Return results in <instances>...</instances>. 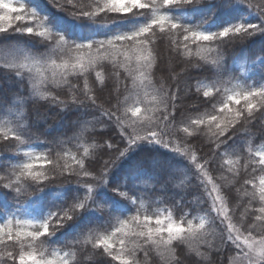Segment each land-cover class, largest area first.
Listing matches in <instances>:
<instances>
[{
	"label": "snow or ice",
	"instance_id": "6c2138e0",
	"mask_svg": "<svg viewBox=\"0 0 264 264\" xmlns=\"http://www.w3.org/2000/svg\"><path fill=\"white\" fill-rule=\"evenodd\" d=\"M51 2L55 3V0ZM199 3L200 0H64L63 4H57L56 7L73 22L91 21L107 26L134 21L127 28L108 32H98L89 24L80 23L77 25L80 35L78 38H71L67 34L70 29L56 30L49 17L41 16L35 7H29L25 3L17 6L12 0H0V35L20 33L46 45L42 51L25 50L19 55H10L4 65L17 76L27 75L31 79L30 97L33 101L36 102L38 98L51 104L63 105L65 109L94 110L101 117L107 118L103 123L109 127L114 123L121 133L118 141L110 138L111 142L106 140L104 144L96 145L99 149L97 156L95 159H88L87 165V147L79 158L77 154L69 155L64 149H61L63 157L54 149H50L47 155H36L28 147L29 151L25 153L29 158L28 162L4 170L5 174L0 175V185L5 189H13L17 197L31 195L29 189L32 187L43 192L44 188L54 184L58 178L65 183L75 182L79 185L82 176L85 191L76 195L67 206L48 212L42 219H17L16 227H13L11 219L6 224H0V245L4 248L0 252V264H17V258L18 264H70L66 257H72L73 264H82L72 251L64 252L61 256V249L52 256H47V249L43 245L52 240L70 221L91 209L106 213L108 220L95 227H88L82 233L89 237L87 240L77 237L67 242L65 247L82 249L85 244H91L93 251L99 249L98 255L111 258L102 261V264H143L138 254L144 252L147 255L148 250H154L159 255L160 260L155 261V264H202L195 257L203 254L193 246L211 249L209 238H212V242L218 239L221 245L242 257L246 264H264V207L259 208L260 215L255 220L251 216L238 215L236 219L240 227L232 222L233 218L229 215L228 205L238 199L237 185L241 181L245 184H251L252 181H245L239 172L229 171L232 179L225 176L226 182L217 185L207 174L208 169L220 170L218 157L238 154L240 129L256 119L257 112L264 119V84L238 86L240 90L228 87L233 77L225 75L222 66V48L257 32L264 33V21L260 24L236 23L219 31H210L203 27V21L200 24L182 23L171 14V9ZM222 4L226 6L225 3ZM257 8L264 17V7L257 5ZM165 40L177 58L182 59L185 55L191 57L192 48H195V56L199 61L208 63V57L215 53L217 58L210 62L217 69L215 78H194L197 84L192 86L187 83L190 77L185 68L183 73L175 76L168 74L163 79H154L153 46ZM210 45L216 47L212 48ZM121 56L124 57L123 64L120 63ZM109 60L113 65L111 70H108L106 63ZM131 64L135 68L127 71L124 76L123 91L114 83H109L119 82L120 68ZM185 64L188 67L194 66L191 60L185 61ZM24 70H27L26 73ZM134 73H138L139 78ZM182 78L185 93H191L199 103L187 107L177 106V93L181 90ZM203 79H207L209 83L203 84ZM105 92L108 97L105 103L110 105L108 108L97 103ZM201 92L202 96H199ZM61 94L69 99L61 100ZM146 97H150L148 103L152 106L142 108L140 105L145 102ZM241 103L243 106L239 107ZM257 104L260 105L259 109ZM181 124L185 126L181 128ZM80 128L77 138L83 139L87 125H80ZM137 129H142L145 134H138ZM181 132L186 136H181ZM25 136L12 131V136L7 138L27 147L30 144L25 142ZM165 137H176L175 143L183 145V148L176 146L171 151L191 161V167L195 170L191 174L196 177V187L200 189L208 184L212 185L207 193L212 198L211 204L207 205L206 202V207L197 209L189 205L186 208L181 201L172 203L178 213L185 217L179 220L173 219L171 213L142 214L137 207L138 203L154 199L152 196L132 195L129 191L122 190L124 187L121 184H108L109 174L116 160L124 157L141 142L163 145L170 149L173 140L165 141ZM87 139H92V135L89 134ZM206 139L208 143H205ZM72 140L69 137L62 143H72ZM196 152L200 153L199 158ZM254 155L258 159H254L253 172L256 171V166L264 172V150ZM104 156L109 159L103 161ZM64 157L71 159L73 164L60 163ZM151 159L154 168L163 170L167 167L166 162L158 157ZM36 161H44L52 174L36 170ZM227 163L231 164L232 161L228 160ZM65 170H68L67 176ZM170 179L173 177L170 176ZM102 186H109L113 192L130 200L135 206L132 211L135 214L128 219L117 220L118 226L113 227V212L97 192ZM176 186H189L187 177L179 180ZM246 197L247 204H251L256 199V192L246 193ZM259 200L264 203V177L260 179ZM194 219L199 222L194 223ZM220 225H224V228L217 234L216 230ZM101 231L103 234L97 235ZM9 248L14 251L8 250Z\"/></svg>",
	"mask_w": 264,
	"mask_h": 264
},
{
	"label": "trees",
	"instance_id": "16d2710c",
	"mask_svg": "<svg viewBox=\"0 0 264 264\" xmlns=\"http://www.w3.org/2000/svg\"><path fill=\"white\" fill-rule=\"evenodd\" d=\"M16 4L25 3L29 7H35L41 16H48L50 22L58 31L70 29L67 33L71 38H78L80 32L77 25L87 23L98 32L116 31L118 29L129 27L134 21H122L112 25H103L93 23L91 21H71V18L56 7L57 4H63L64 0H13ZM222 3H225L226 6ZM257 5L264 7V0H200L199 4L171 9V14L187 24H200L204 22L203 27L210 31H219L223 27H227L236 23H253L260 24L264 21L261 16V11ZM231 39V38H228ZM46 45L41 44L38 40H33L28 36L20 33H6L0 35V175H4L6 168L15 167L27 162L25 153L31 147L34 154L39 155L49 154L50 149L60 153L63 157V151L67 150L69 155H83V149H89L88 158L85 160L87 165L88 159H95L99 149L96 145H102L105 141L111 142L110 138L119 139L120 129L113 123L111 127L103 123L106 117H101L99 112L94 110H85L81 108L65 109L63 105L51 104L47 101L36 99V102L30 97L32 91L31 79L27 75L17 76L16 73L4 67L10 55H19L25 50L42 51ZM215 48L216 45H210ZM154 51V79L165 78L168 74L175 76L177 73H183L185 68L190 79L188 84L195 86L197 80L194 78L208 77L215 78L217 69L210 62L216 59V54L208 57V63L199 61L195 56V48H192V56L187 55L183 58H177L175 53L170 49V46L165 40L163 43H157L153 46ZM264 33L257 32L254 35L235 43L225 45L222 48V66L225 75L230 74L233 79L228 87L238 86L247 87L248 84H256L261 86L264 84ZM191 60L192 65L188 67L185 61ZM59 62V61H58ZM108 70L113 67L111 61H106ZM120 63H124V57H120ZM135 65H124L120 68L121 80L119 82L110 81V84H115L123 91L124 76L127 71L134 70ZM158 69V70H157ZM99 70V69H98ZM105 77L107 78V71ZM27 70H24L26 73ZM35 74V72L33 73ZM138 77V73H134ZM95 74L93 73L92 76ZM89 78V83H91ZM71 79V78H70ZM99 83V81H97ZM202 83L207 85L209 81L203 79ZM130 86V82H129ZM180 92L177 93V106H190L199 103L191 93H185V82L181 79ZM59 91V90H57ZM128 95L127 92H124ZM202 96V92L198 94ZM107 92L97 100V103L104 104L105 108L110 107L105 100ZM60 99H69L63 94ZM123 99V97H121ZM150 97L145 98V102L140 106H152L148 103ZM115 103V101H113ZM243 104L239 107H242ZM216 107H219V102H216ZM257 108L260 105L257 104ZM123 111V109H122ZM191 114V113H190ZM121 115V113H117ZM193 118H195V115ZM247 123L245 128L239 132V151L237 155H225L222 158H217L219 161V171L207 170V174L212 177L213 182L217 185L224 184V177L232 179L229 171L232 173L239 172L244 176V180H251V184H245L241 181L238 188V199L228 205L229 215L232 216V222L240 227L239 221L236 219L238 215L251 216L255 220L259 216V208L264 207V203L259 200L260 179L264 177V172L256 166V171L253 172L252 165L254 164L255 153L259 149L264 148V119L259 117ZM87 125V132L84 133L83 139H78L80 135V125ZM185 125L181 124L183 128ZM158 130V129H157ZM12 131L20 132L26 135L25 142L29 143L27 147L19 142L9 139L12 136ZM137 133L144 135L142 129H137ZM91 134L92 139H87ZM181 136H186L183 132ZM72 137V143H62ZM173 140L170 149L163 145L149 144L141 142L138 146H134L124 157L115 161V166L109 174L108 184L114 186L116 184L123 185L125 191H129L132 195L148 194L154 199L141 200L137 207L140 208L142 214L155 215L161 209L171 211L177 220L183 219L178 211L173 207L172 203L181 201L187 208L189 205L194 208H202L211 204V197L208 192L212 185L207 187H196V177L191 173L195 170L191 167V161L185 159L179 154L172 152L171 148L183 145L175 143L176 137H165ZM208 143V140H205ZM231 143V142H230ZM79 148V152H77ZM207 149H205V152ZM115 155V154H114ZM199 158L200 153L196 152ZM152 157H158L161 161L166 162L167 167L163 170H158L153 167ZM55 159V157H52ZM108 156L103 157V161H107ZM232 163L228 164L227 161ZM203 163V161H200ZM60 163L73 164V161L67 157L60 160ZM43 165V167H40ZM49 166L40 161L37 164L38 171H45L47 174ZM65 175H68V170H65ZM170 176L173 179H170ZM187 177L189 186L177 187L179 180ZM90 179V178H89ZM15 182V177L13 176ZM84 179L81 176V183L78 185L75 182L65 183L61 179H57L54 184L44 188L43 192L37 191L35 187L29 189L31 195H22L17 197L13 189H5L0 185V224H6L9 219L15 220L17 217L21 219L29 218L30 220L42 219L50 211L67 206L78 194H82L85 189L82 187ZM23 191V185H21ZM256 192V199L247 204L246 193ZM98 195L103 202L107 204L113 212L114 220L113 227L118 226L117 220L128 219L134 215V205L130 200L121 197L119 193L113 192L111 187L102 186L97 189ZM223 195V193H221ZM183 198V200H181ZM207 202V205H206ZM132 212V213H131ZM202 214V213H201ZM190 218V217H189ZM108 220L106 213L98 209H91L82 212L80 216L70 221L61 231L57 232L52 240L48 241L43 247L47 249L46 255L52 256L57 250L60 253L72 251L76 257L82 261V264H102V261L111 259L110 257L98 255L99 249L93 251L91 244H85L82 249H69L65 244L79 237L82 240H87V235H82L88 227H95L97 224ZM198 219H194V223H198ZM186 226V225H185ZM224 225H220L217 234ZM259 230V229H258ZM103 234L102 231L97 235ZM247 235V233H245ZM255 235V233H253ZM211 249L206 246L194 245V248L203 255L196 256V260L202 261V264H246L242 261V257L236 255L234 251H230L227 246L221 245L216 239L212 242ZM119 249V244H117ZM8 250L14 251L9 248ZM28 250V249H25ZM4 248L0 245V252ZM179 250H177L178 255ZM82 253V254H81ZM139 259L143 264H155V261L160 260L159 255L154 250H148V254L144 252L138 254ZM70 264H73L72 257H67ZM18 264V258H17ZM119 264V262H114Z\"/></svg>",
	"mask_w": 264,
	"mask_h": 264
},
{
	"label": "rangeland",
	"instance_id": "374dc122",
	"mask_svg": "<svg viewBox=\"0 0 264 264\" xmlns=\"http://www.w3.org/2000/svg\"><path fill=\"white\" fill-rule=\"evenodd\" d=\"M12 2L14 3V4H16L13 0H12ZM17 6L19 5V4H16ZM261 150H264V148H261V149H259V151H261ZM258 151V152H259ZM28 157H27V162H28ZM40 161H36V163L38 164ZM169 213H171V215H172V217H173V219H176V217L174 216V214L171 212V211H166V210H163V209H161V210H159L158 212H157V214H161V215H167V214H169ZM17 219H19V220H30L29 218H25V219H21L20 217H17L14 221H13V227H16V220ZM133 227H135V225H133ZM29 230H33V229H29ZM60 255L61 256H63V254L62 253H60ZM67 258V257H66Z\"/></svg>",
	"mask_w": 264,
	"mask_h": 264
}]
</instances>
